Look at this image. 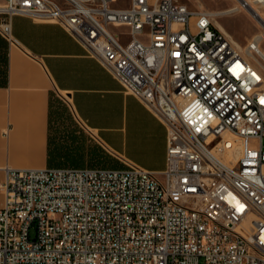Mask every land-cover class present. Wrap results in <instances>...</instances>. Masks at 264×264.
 <instances>
[{
	"label": "built area",
	"instance_id": "2783aa9c",
	"mask_svg": "<svg viewBox=\"0 0 264 264\" xmlns=\"http://www.w3.org/2000/svg\"><path fill=\"white\" fill-rule=\"evenodd\" d=\"M236 1L241 12L253 0ZM15 16L65 28L167 126L168 152L161 173L127 161L6 168L0 264H264L257 53H243L211 12L177 0H0L11 47L20 46ZM162 24L172 28L168 51L154 38Z\"/></svg>",
	"mask_w": 264,
	"mask_h": 264
},
{
	"label": "crops",
	"instance_id": "0c3cea01",
	"mask_svg": "<svg viewBox=\"0 0 264 264\" xmlns=\"http://www.w3.org/2000/svg\"><path fill=\"white\" fill-rule=\"evenodd\" d=\"M12 32L19 47L0 35V184L6 168L55 167L49 163L54 94L68 97L77 122L117 168L127 161L150 172L166 169L167 126L65 28L15 16Z\"/></svg>",
	"mask_w": 264,
	"mask_h": 264
},
{
	"label": "rangeland",
	"instance_id": "374dc122",
	"mask_svg": "<svg viewBox=\"0 0 264 264\" xmlns=\"http://www.w3.org/2000/svg\"><path fill=\"white\" fill-rule=\"evenodd\" d=\"M182 4L187 5L190 9L195 10L198 8L205 9L206 11L221 12L226 9L237 5L236 0H177ZM259 5V6H258ZM258 9L264 15V8L260 4L253 7ZM258 12V13H259ZM193 22L195 19L192 20ZM213 22L217 26L220 22L227 31L233 36L234 43L237 44L244 53L246 48L252 40L264 32V28L260 25L258 20L248 10H242L233 14H228L219 17H213ZM117 32H125L126 28L115 29ZM147 43L146 40H144ZM261 49L264 51V40L261 43ZM255 57V56H254ZM256 59V57H255ZM261 66L264 68V59L258 58ZM256 65L257 62L252 60ZM54 107L51 119V139L54 146L65 148V152L69 149L72 152L71 159H59V165L55 167H72V168H86V167H106L117 168L116 161L113 159L99 142L95 139L94 135L87 130L84 126L79 124L75 119L72 108L68 105L67 96H57L54 94ZM58 100V101H57ZM67 148V149H66ZM101 150V152H99ZM96 152L101 154L100 157H93L92 154ZM82 155V158H78ZM73 161L79 162L80 165L74 166ZM3 192V191H2ZM4 197V192H3ZM4 203V202H3ZM36 231L34 229L30 232L31 239H34Z\"/></svg>",
	"mask_w": 264,
	"mask_h": 264
},
{
	"label": "bare ground",
	"instance_id": "6f19581e",
	"mask_svg": "<svg viewBox=\"0 0 264 264\" xmlns=\"http://www.w3.org/2000/svg\"><path fill=\"white\" fill-rule=\"evenodd\" d=\"M248 2L250 4L249 11L258 20L260 25L264 28V15L260 13L258 9L253 8L257 4H260L261 8L262 7L264 8V0H253V1H248ZM252 3H254L255 5H253ZM236 12H239V9L237 5H234L231 8L226 9L225 11H221V12L213 11L211 12V15L213 17H219V16L228 15V14H233ZM111 16H118V9H111ZM217 27L230 40H232L233 42L235 41L233 39V36L227 31V29L220 22H217ZM171 37H172V28L170 24L158 25L156 30H154V38L156 39L157 46H159V50L161 51H168V46L171 43ZM263 40H264V34H259L255 36V38L246 48L245 50L246 53L250 54L251 51H254L255 53L258 54L259 57L264 59V51L260 49V42L262 43ZM138 48H147V43H145L144 41H138ZM199 120H200V113L188 112V121H199Z\"/></svg>",
	"mask_w": 264,
	"mask_h": 264
},
{
	"label": "trees",
	"instance_id": "16d2710c",
	"mask_svg": "<svg viewBox=\"0 0 264 264\" xmlns=\"http://www.w3.org/2000/svg\"><path fill=\"white\" fill-rule=\"evenodd\" d=\"M0 60H1V55H0ZM5 63H6V67H7V65H8V47H7V45H6ZM54 97L55 96L53 95V99H54ZM54 102H55L54 100L51 102V119H52V114H53ZM50 145H51V147H50V150H49V163H50L51 166L59 165V163H58L59 159H65V158L66 159H71V157H72L71 153L72 152H70L69 149L66 148L67 152H65V148H63V147L54 146V148H53L52 139H51ZM99 152H101V150H99ZM92 156L93 157H100L101 154H98V153L94 152L92 154ZM78 158H82V155H79ZM72 164L74 166L80 165L79 162H77V161H73Z\"/></svg>",
	"mask_w": 264,
	"mask_h": 264
}]
</instances>
